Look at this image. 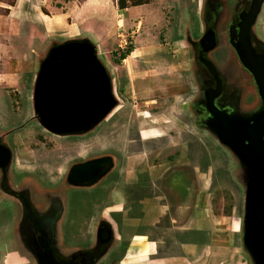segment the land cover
<instances>
[{
    "label": "rangeland",
    "instance_id": "obj_1",
    "mask_svg": "<svg viewBox=\"0 0 264 264\" xmlns=\"http://www.w3.org/2000/svg\"><path fill=\"white\" fill-rule=\"evenodd\" d=\"M86 1L0 0V145L10 152L8 166L0 169V264H36L26 240L28 210L33 222L47 223L60 262L83 250L93 264H117L131 232L120 239L113 233L106 245L97 236L102 226H112L111 209L127 206L135 177L144 179L146 194L155 198L167 189L183 195L189 185L185 175L199 177L195 189L209 186L217 224L214 247L197 263L253 264L243 247L245 168L206 127L212 117L205 102L207 90L218 88L213 103L225 115L246 118L264 108L234 48L252 0H148L146 6H129L122 18L116 15L117 0H99L98 15L79 33L78 8ZM66 13L67 24L59 21ZM47 17L58 24L55 34ZM207 31L214 34L215 47L203 52L199 40ZM247 33L255 55H264V1ZM80 40L94 47L115 106L85 133L54 135L35 117L36 79L53 47ZM103 161L107 167L97 180L70 183L74 167ZM85 194L99 198L86 214L76 213L83 218L76 221H82L79 227L68 228L71 197ZM155 202L157 209L164 200ZM183 212L177 225L186 223ZM222 216L224 223L218 224ZM231 223L238 233L227 231ZM154 235L165 237L157 230ZM179 248L172 245L167 253L179 254Z\"/></svg>",
    "mask_w": 264,
    "mask_h": 264
},
{
    "label": "water",
    "instance_id": "obj_2",
    "mask_svg": "<svg viewBox=\"0 0 264 264\" xmlns=\"http://www.w3.org/2000/svg\"><path fill=\"white\" fill-rule=\"evenodd\" d=\"M263 1L252 0L248 13L241 18L234 48L240 63L252 76L264 105V55H255L247 33ZM199 45L203 52L211 51L215 47L214 34L207 31ZM209 70L213 74V68L209 67ZM219 94L218 88L215 92L207 90L205 93L206 109L212 117L206 127L245 168L243 247L253 264H264V108L246 118L235 113L225 115L213 103ZM114 106L109 79L97 62L95 49L89 41L67 42L49 51L34 89L35 117L45 130L59 136L85 133ZM9 161L10 152L0 145V169H5ZM106 167L104 161L76 166L70 172L69 181L78 186L89 185L104 173ZM31 214L28 210V216ZM30 221L38 233V238L33 236L32 239L37 264H93L94 257L83 250L71 260L60 262L51 248L47 223L33 222L32 217ZM113 233L112 226H102L98 243L108 244Z\"/></svg>",
    "mask_w": 264,
    "mask_h": 264
},
{
    "label": "crops",
    "instance_id": "obj_3",
    "mask_svg": "<svg viewBox=\"0 0 264 264\" xmlns=\"http://www.w3.org/2000/svg\"><path fill=\"white\" fill-rule=\"evenodd\" d=\"M99 2V0H87L78 8L79 14L82 11L80 22L77 23L79 33H83V30L87 28V25L90 23V17L98 15L96 4ZM130 10L132 8L117 10L116 15L122 18V15L125 14L127 16ZM68 17H70L69 14H63L59 21L67 24ZM147 19L149 20V14L147 15ZM46 21V26L47 28L49 27L48 30L55 34L58 29L56 20L47 17ZM73 23L74 20L72 21ZM36 38L38 39V35ZM36 38L32 40V44L36 42ZM27 56L29 55H26V59ZM185 176L189 185L183 195L176 189H167L164 194L155 198H151L146 194L144 179L135 177L132 183L134 190L128 192L127 206L124 208V206L120 207V205H116V208L111 209V213L122 214L125 232H131L127 240L128 248L126 253L117 264H198L197 262L203 257L209 256L210 249L214 247L215 226L217 225L215 216L210 213L212 208V200H210L211 192L209 186L202 187L200 190L194 188V183H199L197 175L195 178H192L190 175ZM156 200H164V203L159 202L157 209ZM153 211L154 213L148 217L150 212ZM181 211H184L182 216L186 218V223L177 225ZM222 221H224L223 216L217 220L218 224L224 223ZM161 222L164 223L160 224ZM140 223L143 225L148 223L146 224L148 226L143 230H132V228H135ZM112 227L115 229L113 232L116 234V237L120 239L123 233L121 236L117 234L113 222ZM156 230L164 232L165 237H156L154 235ZM227 231L236 234L239 228L235 229L231 223ZM172 245L180 247L179 254L167 253ZM33 253L37 264L36 252L34 251ZM234 264L245 263L236 262Z\"/></svg>",
    "mask_w": 264,
    "mask_h": 264
},
{
    "label": "trees",
    "instance_id": "obj_4",
    "mask_svg": "<svg viewBox=\"0 0 264 264\" xmlns=\"http://www.w3.org/2000/svg\"><path fill=\"white\" fill-rule=\"evenodd\" d=\"M117 8L118 10H124L127 9L129 6H140V5H144L146 3H148V0H117ZM131 52V51H130ZM129 53V51H128ZM121 54L119 56L120 60L125 59L126 55L128 54ZM143 192V191H141ZM99 198V196L96 195H89V194H85V195H80V197H71V201H74V203H71L70 201V207H69V213L72 222H70L69 224L66 223V226L69 227H79V225L82 223V221H79V223L76 221L78 220H83L82 216L78 217V215H76V213L80 214L79 212H81V215L86 214V209L92 204V203H96L97 200L96 198ZM227 215V214H226ZM80 218V219H79ZM111 221L114 223L115 228H116V232L118 235L121 236V234L125 233V229H124V225H123V219H122V214L120 213H111ZM77 224V225H76ZM68 236V233L66 234ZM128 248V242H124L120 248V255L116 256V263H118L125 255L126 250Z\"/></svg>",
    "mask_w": 264,
    "mask_h": 264
},
{
    "label": "flooded vegetation",
    "instance_id": "obj_5",
    "mask_svg": "<svg viewBox=\"0 0 264 264\" xmlns=\"http://www.w3.org/2000/svg\"><path fill=\"white\" fill-rule=\"evenodd\" d=\"M204 67V65H201ZM202 67V68H203ZM230 90H232V87H230ZM235 102V100H233ZM1 214H4V212L2 211ZM11 217V214L9 213V216L5 218V220H7V218H10ZM25 229H26V237H27V242L31 245L33 251H34V248H33V245H32V242H33V236L38 238V233L35 232V230L33 229L32 225H31V221L29 219V217L27 218V221H26V225H25ZM50 237H51V234H50ZM65 247V244L64 245H59L58 248L59 249H63ZM51 248H53V246L51 245Z\"/></svg>",
    "mask_w": 264,
    "mask_h": 264
}]
</instances>
